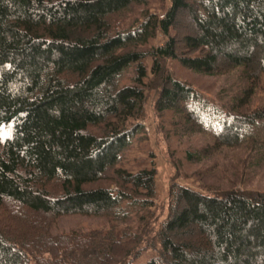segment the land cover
Wrapping results in <instances>:
<instances>
[{"label":"trees","instance_id":"16d2710c","mask_svg":"<svg viewBox=\"0 0 264 264\" xmlns=\"http://www.w3.org/2000/svg\"><path fill=\"white\" fill-rule=\"evenodd\" d=\"M168 1L161 19L147 15L132 30L112 32L107 19L142 0H0V129L9 130L0 144V210L15 207L19 223L0 227V264H103L108 236L54 239L52 222L68 215L120 221L131 194L154 199V168L115 170L118 190L85 188L117 165L139 131L131 124L142 119L146 57L161 81L156 109L181 113L200 132L209 126L212 147L187 153L188 162L246 143L264 163V108L248 111L264 76V0ZM182 14L192 27L179 37ZM157 34L163 45L138 50ZM165 59L210 76L241 68L248 86L225 111L163 74ZM130 66L134 85L119 87ZM257 121L261 136L251 138ZM207 193L170 187L160 255L144 264H264V193Z\"/></svg>","mask_w":264,"mask_h":264},{"label":"rangeland","instance_id":"374dc122","mask_svg":"<svg viewBox=\"0 0 264 264\" xmlns=\"http://www.w3.org/2000/svg\"><path fill=\"white\" fill-rule=\"evenodd\" d=\"M169 8L168 0H142L138 5L130 6L126 11L107 19L112 32L128 31L142 23L147 15L161 19ZM179 37L192 27L187 15L178 17ZM175 30L170 32L175 35ZM166 38L157 34L141 52L161 46ZM142 65L147 69L144 80V101L142 119L132 122L131 126L140 127L139 131L120 156V161L112 170L107 171L99 182L85 188H108L118 190L120 184L115 170L121 169L135 174L144 169L156 170L153 200L143 202L140 195L131 194V199L121 205L123 220L115 221L111 216L68 215L55 219L49 229L50 235L57 239L79 238L92 235L100 240L108 236L106 260L103 264H144L160 255L158 231L166 220L169 206V190L173 184L189 187L200 192L221 193L234 188L244 191L264 193V163L256 164L259 153H248L246 143L235 149L223 148L218 154L201 163L188 162L187 153H194L212 147L214 140L206 126L205 132L190 128L181 113L158 111L156 102L161 90L160 78L151 73L152 60L146 57ZM163 74L189 85L203 98L226 111L233 99L247 88L248 81L241 68L226 70L217 75H202L180 65L176 60L165 59L160 62ZM136 76L135 66H130L118 80L119 87L132 86ZM227 108V109H226ZM264 108V76L251 99L249 112ZM262 121L250 128L251 138L261 136ZM136 125V126H135ZM98 133V129H90ZM9 130L0 129V144L6 139ZM57 187H53L55 190ZM15 208V207H14ZM5 205L0 210V227L7 225L16 230L19 226L14 209ZM44 257H47L44 256ZM103 260L100 259V263Z\"/></svg>","mask_w":264,"mask_h":264}]
</instances>
